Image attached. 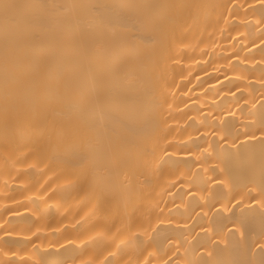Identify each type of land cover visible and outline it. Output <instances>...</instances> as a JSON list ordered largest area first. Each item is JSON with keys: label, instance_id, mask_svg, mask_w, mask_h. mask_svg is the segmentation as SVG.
I'll return each mask as SVG.
<instances>
[{"label": "bare ground", "instance_id": "obj_1", "mask_svg": "<svg viewBox=\"0 0 264 264\" xmlns=\"http://www.w3.org/2000/svg\"><path fill=\"white\" fill-rule=\"evenodd\" d=\"M0 264H264V0H0Z\"/></svg>", "mask_w": 264, "mask_h": 264}]
</instances>
